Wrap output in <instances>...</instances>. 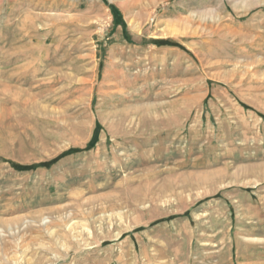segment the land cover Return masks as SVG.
<instances>
[{
    "label": "rangeland",
    "instance_id": "obj_1",
    "mask_svg": "<svg viewBox=\"0 0 264 264\" xmlns=\"http://www.w3.org/2000/svg\"><path fill=\"white\" fill-rule=\"evenodd\" d=\"M0 264H264V0H0Z\"/></svg>",
    "mask_w": 264,
    "mask_h": 264
},
{
    "label": "bare ground",
    "instance_id": "obj_2",
    "mask_svg": "<svg viewBox=\"0 0 264 264\" xmlns=\"http://www.w3.org/2000/svg\"><path fill=\"white\" fill-rule=\"evenodd\" d=\"M180 28H181V26H180ZM202 176V175H201ZM198 178V177H197ZM234 181V180H233ZM69 230V229H68Z\"/></svg>",
    "mask_w": 264,
    "mask_h": 264
},
{
    "label": "trees",
    "instance_id": "obj_3",
    "mask_svg": "<svg viewBox=\"0 0 264 264\" xmlns=\"http://www.w3.org/2000/svg\"><path fill=\"white\" fill-rule=\"evenodd\" d=\"M119 15V14H118Z\"/></svg>",
    "mask_w": 264,
    "mask_h": 264
}]
</instances>
